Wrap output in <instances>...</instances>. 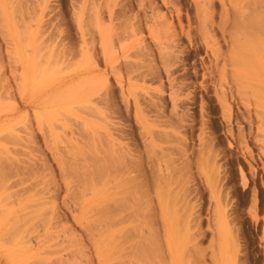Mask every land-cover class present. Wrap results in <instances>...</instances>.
<instances>
[{"label": "rangeland", "instance_id": "rangeland-1", "mask_svg": "<svg viewBox=\"0 0 264 264\" xmlns=\"http://www.w3.org/2000/svg\"><path fill=\"white\" fill-rule=\"evenodd\" d=\"M262 61L264 0H0V264H264Z\"/></svg>", "mask_w": 264, "mask_h": 264}, {"label": "bare ground", "instance_id": "bare-ground-1", "mask_svg": "<svg viewBox=\"0 0 264 264\" xmlns=\"http://www.w3.org/2000/svg\"><path fill=\"white\" fill-rule=\"evenodd\" d=\"M261 65L264 66V61L261 62ZM262 72H264V69H262ZM22 80H23V79H22ZM20 81H21V80H20ZM43 173H44V172H43ZM37 174H38V173H37ZM41 175H42V174H41ZM37 185H38V184H37ZM34 187H35V186H34ZM41 195H42V194H41ZM42 198H43V197H42ZM41 205H42V204H40V207H41ZM113 205H114V204H113ZM42 206H43V205H42ZM131 207H132V206H131ZM133 207H134V206H133ZM43 208H44V207H43ZM118 208H119V207H118ZM37 209H38V208H37ZM40 209H41V208H40ZM40 209L38 210L39 212L37 211L38 214H41V210H42V209H41V210H40ZM111 210H112V209H111ZM112 211H114V210H112ZM136 211L138 212V210H136ZM141 211H142V210H141ZM33 212H34V211H33ZM124 212H125V211H124ZM145 212H146V211H145ZM121 213H122V212H121ZM130 213H131V212H130ZM128 214H129V213H128ZM139 214H140V213H139ZM32 215H33V214H32ZM130 215H131V214H130ZM141 215L144 216L143 213H142ZM37 216H38V215H37ZM40 216H41V215H40ZM40 216H38V217H40ZM138 216H139V215H138ZM23 217H24V216H23ZM38 217H37V218H38ZM41 217H42V216H41ZM126 217H127V216H126ZM28 218H29V217H28ZM43 218H44V217H43ZM137 218H138V217H137ZM30 219H34V218L31 217ZM27 220H28V219H27ZM34 220H35V219H34ZM34 220H33V222H34ZM36 220H37V219H36ZM29 222L31 223L32 221L29 220ZM33 222H32V223H33ZM38 222H39V221H38ZM38 222H37V223H38ZM44 222H45V221H43V223H44ZM19 223H20V222H19ZM30 223L28 224V226L31 225ZM40 223H41V222H40ZM43 223H42V224H43ZM21 224H22V223H21ZM37 226H38V225H37ZM29 227H30V226H29ZM32 227H33V226H32ZM35 227H36V225H35ZM39 227H40V226H39ZM43 227L45 228V225H44ZM19 228H20V227H19ZM30 228H31V227H30ZM44 228H43V230H44ZM46 228H47V226H46ZM36 230H39V228H38V229H35L34 232H36ZM43 230H42V233H41V234H43ZM121 230H122V229H121ZM31 232H32V230H31ZM37 232L40 233L39 231H37ZM41 234H40V235H41ZM44 235H45V234H44ZM40 237H41V236H40ZM43 237H44V236H43ZM43 240H45V239H43ZM42 242H43V241H42ZM42 242H41V243H42ZM45 242H46V241H45ZM39 243H40V242H39ZM42 244H43V246H44L45 243H42ZM42 244H38V245H40V247H41ZM39 249H40V248H39ZM42 249H43V248H42ZM43 261H44V260H43ZM46 262H47V261H46ZM44 263H45V262H44ZM47 263H48V262H47ZM41 264H42V263H41Z\"/></svg>", "mask_w": 264, "mask_h": 264}]
</instances>
